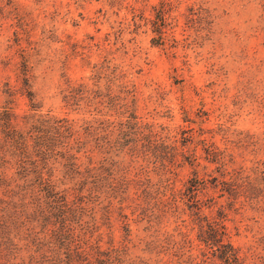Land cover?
<instances>
[{"label":"rangeland","instance_id":"1","mask_svg":"<svg viewBox=\"0 0 264 264\" xmlns=\"http://www.w3.org/2000/svg\"><path fill=\"white\" fill-rule=\"evenodd\" d=\"M45 129L59 145L48 164L14 153L32 152ZM96 145L104 191H159L125 203L95 243L104 256L82 260L69 250L89 252L87 222L50 206L67 188L61 155L76 147L85 166ZM35 167L43 178L24 174ZM50 173L54 203L40 183ZM239 173L263 202L238 203L226 224L240 255L264 264V0H0V223L10 228L0 264H181L183 253L207 264L191 213L211 217L228 199L221 181ZM61 221L71 242L59 236L47 252L18 231Z\"/></svg>","mask_w":264,"mask_h":264},{"label":"trees","instance_id":"2","mask_svg":"<svg viewBox=\"0 0 264 264\" xmlns=\"http://www.w3.org/2000/svg\"><path fill=\"white\" fill-rule=\"evenodd\" d=\"M25 68H27L26 71H31L32 69V67H29V65H27ZM66 102L69 103L70 101L66 99ZM39 134L41 135L36 141L32 152L30 151L31 149H29V146L27 147L26 145H24L22 147H17L14 153L25 158L31 154L34 157L40 159L43 163L48 164L53 157L54 149H56V147H59V145L52 140H49V137H47L53 134L50 130H41ZM87 135L89 136L90 133H87ZM85 146L88 147V144H86ZM85 146L81 147L86 148ZM98 146L99 145L93 146L92 151L94 152L90 155L88 154L85 156V166L80 165V162H78L80 160H78L79 156L77 155L76 147L66 150L65 154L63 156L61 155L67 166L66 173L64 174V180L67 181L65 183V185H67V188L64 189L63 199L60 200L61 206H50L53 210H59L61 212V216L64 217V220L68 217H73L77 221L85 220L87 222L86 227H84V225L82 224L84 228L82 227V235H79V237L82 242L85 241L87 248H89V252L80 253L78 251H72V249L69 250L72 253L76 252V256L78 258H82V260L83 257H88L92 254H95L98 259H101L104 256L105 253L100 251L101 247H96L95 243L96 241H100V237L104 233V227L111 228V226L113 225V220L115 219V214H117V216L118 214L123 216L125 203L128 204V202L131 200L136 205V207H141L142 204H148L154 198L155 192L159 191L151 189L144 190L143 194L141 193L138 195V198L141 201L128 193L129 190L127 189L120 190V192H118V189H111L109 193L104 191L102 184L108 183L109 176L106 174H102L99 170L100 168H98V165H96L95 163V161H98ZM119 153H121V156L125 155L124 147L120 148ZM214 156L217 157L214 162H222V164L224 165L225 170L224 172L220 173L219 176L222 177V179H225L227 161H222V159L225 158L224 153L218 150ZM163 162H165V159ZM107 163L109 165H113L114 161H112V159H108ZM103 164H105V161ZM107 167L108 166H103V168ZM43 169L45 168H42V170L40 171H37L36 167L31 170L28 169L30 171L36 170L34 172H36L37 175L30 174V172L26 171L24 172V174L27 177H29V175H32L35 178L41 179L44 176ZM25 175L21 176L22 180H24L23 177H26ZM232 178V181H221V183L224 185L223 190L228 194V199L222 205H220L219 209L213 215H211V217H208L205 221H203V219L200 218V213L198 211L199 209H196V212L192 211L191 213L192 215L197 216L198 219V221L194 220V223H196V225L198 226V232L200 235L199 240L202 245L199 249L198 254L205 257V259L208 257L207 264H256L255 262L249 260L247 252L244 254V256L240 255L241 247H237L233 243V233L230 227L226 224V221L228 220L231 213L235 215V220L237 219L239 210L236 208V206L238 203L245 204V202H248V200H250V205V203L259 204V201H263L261 200L260 196L256 197L254 196V193L251 192L254 189L251 183L252 181L247 182L246 180H244L245 176L243 174L239 173L233 175ZM50 179H53V174L51 173L49 178L45 180L42 179V182L40 183L44 186L42 189L43 192L47 194V196H44L45 199L51 203H54V201H56L57 199L56 194L58 195V192H56L57 186ZM111 181L116 182V180L114 179ZM4 184H7L9 188L14 190L11 180L8 181L7 179ZM191 186L195 187L197 186V183L196 185L192 183ZM261 190L263 191L262 188ZM260 193L261 192H259L258 195H260ZM73 194L75 195L72 198L71 196ZM188 198L191 200V198L193 197L191 195H188ZM102 201H105V203L101 204ZM161 205L164 206L163 201H161ZM122 207L124 208L122 209ZM89 208L90 210H88ZM158 208L160 207H157V209ZM3 211L4 210H0V212ZM159 211H161V208L159 209ZM2 217L3 214L0 218ZM155 217L161 218L162 215L159 212V215L156 214ZM70 221L74 220L69 219V222ZM23 225L18 228V231L20 229V234H24V237L27 238V244L32 247V245H36V242L40 241L38 244L46 247V249H42L44 252H47L49 249H51L52 240L56 239L59 236L61 237H59L60 241L65 243V246H67L68 242H71L70 236L63 233L65 228L68 227V225H66V222L64 221H61L59 224H55L54 222H46V224L43 225H34V223L27 226L23 223ZM34 226L39 227L41 229L40 232L36 231V229H34ZM23 227H26L28 229V233L21 232V229ZM50 227H52V229H50ZM9 229L8 227L0 223V237H3V239L0 241V256H2V253L5 252L3 250L7 249V246L10 245L8 244V241H10V237L6 236ZM35 231L38 233H35ZM45 242L49 245L45 246ZM205 246H209L211 248V253L209 256L205 250ZM202 247H204V249ZM7 251L9 250L7 249ZM37 251L39 253V250ZM30 252L32 253L30 257L32 259H35L36 257L33 256L34 251L30 249ZM193 258L194 257L186 258L185 254L183 253V260L181 261V264H194L191 262ZM78 260L80 261V259ZM118 260L122 261V259ZM262 260H264V258ZM73 262L74 260H71L69 264H73Z\"/></svg>","mask_w":264,"mask_h":264}]
</instances>
